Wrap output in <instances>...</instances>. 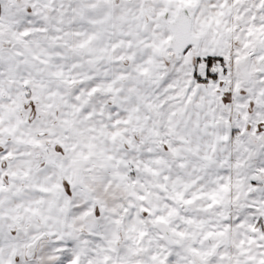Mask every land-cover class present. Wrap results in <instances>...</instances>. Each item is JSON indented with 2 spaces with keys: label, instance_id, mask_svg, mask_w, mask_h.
I'll list each match as a JSON object with an SVG mask.
<instances>
[{
  "label": "snow or ice",
  "instance_id": "snow-or-ice-1",
  "mask_svg": "<svg viewBox=\"0 0 264 264\" xmlns=\"http://www.w3.org/2000/svg\"><path fill=\"white\" fill-rule=\"evenodd\" d=\"M0 264H264V0H0Z\"/></svg>",
  "mask_w": 264,
  "mask_h": 264
}]
</instances>
